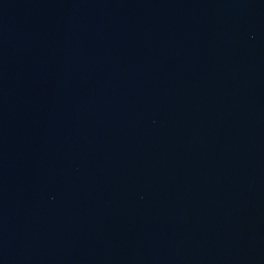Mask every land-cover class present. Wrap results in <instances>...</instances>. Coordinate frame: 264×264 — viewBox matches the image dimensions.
Segmentation results:
<instances>
[{
  "label": "water",
  "instance_id": "95a60500",
  "mask_svg": "<svg viewBox=\"0 0 264 264\" xmlns=\"http://www.w3.org/2000/svg\"><path fill=\"white\" fill-rule=\"evenodd\" d=\"M0 264H264V0H0Z\"/></svg>",
  "mask_w": 264,
  "mask_h": 264
}]
</instances>
